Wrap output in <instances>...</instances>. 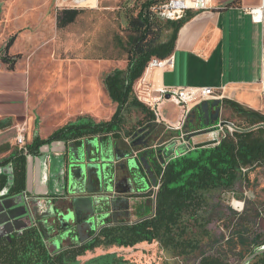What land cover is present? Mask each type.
<instances>
[{"label":"trees","instance_id":"trees-1","mask_svg":"<svg viewBox=\"0 0 264 264\" xmlns=\"http://www.w3.org/2000/svg\"><path fill=\"white\" fill-rule=\"evenodd\" d=\"M164 1L142 0L140 4H136L126 17L125 41L115 36L116 44L126 55L127 64L124 70L112 71L102 81L107 96L116 104V110L110 120L95 123L89 118H80L54 131L44 140L34 136L26 146L28 155H37L39 148L55 141L78 144L82 140L95 137H99L101 141H106L107 137H116L122 132L121 114L128 107L137 109L143 115L145 131L149 132L152 141L158 137L160 140L166 139V135L162 134L163 129L152 123L153 116L148 107L132 96V87L141 78L151 59L162 61L173 53L179 29L198 11L189 10L176 21L163 22L157 13ZM236 5L237 0H231L222 9ZM80 13L81 10L77 9L58 10L56 28L63 29L72 24ZM168 29H171V34L162 41V35ZM15 38L13 35L8 39L3 53L0 54V63L9 71L14 69L21 57L20 54H9ZM221 104L246 125L264 122L263 114L233 101L223 99ZM125 134L133 133L127 131ZM8 165L11 166L12 182L6 197H12L25 190L26 157L23 152L16 150L0 161V169ZM259 166H264L263 130L227 136L216 147L194 150L166 165L156 195L153 215L150 214L149 208L146 216L133 221L124 216L119 217L117 223L107 220L90 241L76 244L64 240L58 251H51L38 230L29 226L8 239H0V264H81L78 258L96 248H127L142 242H157L162 249L170 250L178 256L190 255L200 249V240L194 229L204 228L209 223L205 216L211 193L233 191L243 178L242 169ZM151 167L153 168L150 166V169ZM140 169L143 172V168ZM7 183V175L0 174V194ZM82 264L128 263L115 253H106ZM198 264L229 263L215 255H201ZM247 264H264V252Z\"/></svg>","mask_w":264,"mask_h":264},{"label":"rangeland","instance_id":"rangeland-1","mask_svg":"<svg viewBox=\"0 0 264 264\" xmlns=\"http://www.w3.org/2000/svg\"><path fill=\"white\" fill-rule=\"evenodd\" d=\"M141 2L98 0L97 7L90 9L71 0H0V54L8 39L15 35L9 54L21 57L13 70L29 75L23 93L15 98L26 117L21 124L31 125L26 137H49L80 118L95 123L110 120L116 104L107 96L102 81L112 71L126 68V55L116 44L115 36L125 41L127 14ZM62 9H77L81 13L72 24L57 29L54 20L56 12ZM170 34L171 29L164 31L162 41ZM137 82L132 87L134 97ZM121 116L122 132L105 138L106 141L122 145V138L131 135L125 132L135 133L145 127L143 115L135 108H126ZM220 119L237 126L246 125L225 107ZM195 139L203 140L204 135H196ZM96 147L98 158L106 162L109 152L98 143ZM129 167H139L137 160H131ZM144 187L147 189L148 184ZM205 217L209 219L208 225L194 229L200 249L190 255H175L159 244L142 253L119 250L115 254L128 264H198L201 255H215L229 264H241L264 244V166L247 169L233 191L211 193ZM56 240L58 246L63 242L61 237ZM78 260L83 263V258Z\"/></svg>","mask_w":264,"mask_h":264},{"label":"crops","instance_id":"crops-1","mask_svg":"<svg viewBox=\"0 0 264 264\" xmlns=\"http://www.w3.org/2000/svg\"><path fill=\"white\" fill-rule=\"evenodd\" d=\"M229 1L231 0H212L209 8L199 10L179 29L173 53L167 58L169 62L164 61L165 64L145 69L140 79L147 84L152 101L159 99L160 91L164 88L208 87L216 90L222 100L233 101L264 115V26L254 22L244 11L259 6V0H237L235 7L222 9ZM94 2L93 7L88 6L90 9L97 7L98 0ZM37 21L39 23L40 19ZM27 76L28 72L18 69L9 71L2 63L0 65V161L17 150L14 142L15 127L21 125L26 117L23 115L21 103L15 98L23 93ZM195 108L191 107L183 126L188 131L200 128L197 114L195 118L190 116ZM161 112L164 119L170 123H174L179 115L178 107L168 97L161 105ZM26 125L27 128L31 127L30 124ZM162 131L166 137L170 135L164 129ZM47 137L40 136V139L44 140ZM159 139L160 137L155 141L150 140L149 143ZM194 140L201 142L204 139ZM26 141L30 144L32 138L28 136ZM92 152L94 153V149ZM152 162L150 157L148 163L151 166ZM115 173L120 190H129L130 187L134 189L133 196H122L127 197L130 202V221L146 216L150 202L144 194L146 189L144 184L149 186V176L142 172V180L136 179L131 183L123 179L127 175V170L118 168ZM59 191L60 188L57 187L55 192ZM99 228L100 226L97 227V231ZM45 244L50 246L51 251L54 250L53 242L45 241ZM156 244L158 243L142 242L133 247H111L107 250L99 247L86 252L80 258H83L81 261L84 263L99 255L116 253L119 250L142 253V250ZM61 246L62 244L58 250Z\"/></svg>","mask_w":264,"mask_h":264},{"label":"water","instance_id":"water-1","mask_svg":"<svg viewBox=\"0 0 264 264\" xmlns=\"http://www.w3.org/2000/svg\"><path fill=\"white\" fill-rule=\"evenodd\" d=\"M212 108H215L213 113L210 111ZM220 109V100L204 101L196 106L190 116L195 118L197 114L199 127L204 129L219 120ZM151 139L144 127L132 134L130 146L147 148ZM97 143L109 152L106 162L98 158ZM171 153L172 150H169L167 155ZM157 154L160 155V150ZM152 155L151 150L140 153V164L137 162L139 167L132 169L129 163L134 158L130 157L128 148L118 142L101 141L97 138L82 140L78 144L51 142L39 148L37 155L26 157L25 190L12 197H6L12 182L11 166L1 168L0 174L7 175L8 183L0 194V239L20 233L34 221L44 241L54 239V250L60 248L56 242L57 237L64 241L72 235L77 238L76 244L87 242L91 239V234H96L97 227L103 226L108 219L117 223L121 216L130 218L128 198L110 196L113 192L118 195H134L132 187L129 190L119 189L115 170H127L123 179L132 183L136 179L142 180V167L153 181L154 169H150L151 165L148 163ZM167 155L160 157L161 163ZM57 187L60 188L58 193L55 192ZM24 193L31 196L27 205L23 200ZM262 252L264 246L241 264H247Z\"/></svg>","mask_w":264,"mask_h":264},{"label":"built area","instance_id":"built-area-1","mask_svg":"<svg viewBox=\"0 0 264 264\" xmlns=\"http://www.w3.org/2000/svg\"><path fill=\"white\" fill-rule=\"evenodd\" d=\"M212 0H170L166 4H162L158 9V16L160 18L169 20H178L183 17L186 11L189 10H206L209 8ZM251 19L264 26V0H259V6L254 8H247L244 10ZM168 63L169 60H157L151 59L145 69L160 66L164 63ZM136 99L148 107L152 113V123L156 126L162 127L165 131L169 132L170 135L163 140H157L154 143H149L147 148H133L131 147V136L122 138V144L125 148H128L131 158H134L139 163V154L145 150H151L153 155L151 156L153 164V181L149 178V186L144 194L148 197L150 202V214L153 215L155 212V199L160 187L161 178L166 165L173 159L182 157L189 152L203 148H213L219 145L222 139L229 136L232 137L236 133L263 130L264 122L237 126L229 121L218 120L213 125L207 128H198L196 130L188 131L183 128L187 117L191 111V107H196L204 101L211 102L213 100H221L216 90L208 87H182V88H164L160 91L159 99L152 101L151 92L143 79H140L136 88ZM172 99L174 104L179 109V115L174 123L167 122L161 112V105L166 98ZM172 133V134H171ZM27 125L23 124L15 127L14 142L18 151L23 152L25 157H28L26 151L27 141ZM204 135V140L196 142L194 138L196 135ZM99 139V137H95ZM94 139V138H93ZM91 140V139H90ZM202 146L199 147L198 146ZM160 150V155L157 151ZM172 150L170 155H167L168 151ZM167 155L163 158V163L160 162V157ZM117 164V162H114ZM140 164V163H139ZM141 166V165H140ZM246 169H242L241 173L244 176ZM144 172V171H143ZM110 196H124L112 193ZM31 196L26 193L23 194V200L27 205V200ZM132 223V222H130ZM32 227L36 228L34 221L30 222ZM97 233V232H96Z\"/></svg>","mask_w":264,"mask_h":264},{"label":"flooded vegetation","instance_id":"flooded-vegetation-1","mask_svg":"<svg viewBox=\"0 0 264 264\" xmlns=\"http://www.w3.org/2000/svg\"><path fill=\"white\" fill-rule=\"evenodd\" d=\"M214 109L215 108H212V109H210V111L213 113V111H214ZM220 114H221V109H220V113H219V116H220ZM198 116V115H197ZM108 220H110V219H108ZM15 234V233H14ZM13 235V234H12ZM12 235H10V236H12ZM10 236H8V237H3V238H5V239H8ZM90 237L92 238L93 237V234H91L90 235ZM2 239V238H1ZM65 240H67V241H70V242H74V243H76L77 242V238L76 237H74V236H68ZM91 240V239H90ZM90 240H88V241H90ZM87 241V242H88Z\"/></svg>","mask_w":264,"mask_h":264},{"label":"bare ground","instance_id":"bare-ground-1","mask_svg":"<svg viewBox=\"0 0 264 264\" xmlns=\"http://www.w3.org/2000/svg\"><path fill=\"white\" fill-rule=\"evenodd\" d=\"M74 4H85L86 6H92L94 5V0H71ZM85 6V7H86ZM87 8V7H86Z\"/></svg>","mask_w":264,"mask_h":264}]
</instances>
